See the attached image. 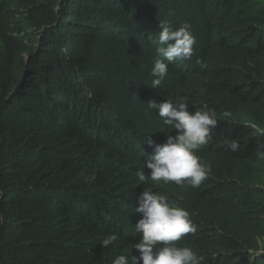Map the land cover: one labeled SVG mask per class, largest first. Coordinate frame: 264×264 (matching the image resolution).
Returning <instances> with one entry per match:
<instances>
[{
    "label": "trees",
    "instance_id": "1",
    "mask_svg": "<svg viewBox=\"0 0 264 264\" xmlns=\"http://www.w3.org/2000/svg\"><path fill=\"white\" fill-rule=\"evenodd\" d=\"M161 21L196 43L154 89ZM150 100L216 112L198 188L151 180L176 130ZM262 153L264 0H0V264H131L144 190L190 213L200 264H264Z\"/></svg>",
    "mask_w": 264,
    "mask_h": 264
},
{
    "label": "clouds",
    "instance_id": "2",
    "mask_svg": "<svg viewBox=\"0 0 264 264\" xmlns=\"http://www.w3.org/2000/svg\"><path fill=\"white\" fill-rule=\"evenodd\" d=\"M159 28L158 41L163 47L156 49L157 58L152 67V75L156 79L151 81L150 86L154 89L161 85L170 63L192 58L193 46L196 43L188 22L173 29L161 21ZM148 107L157 110L164 124L171 125L176 130L175 136L167 135L166 142L162 144L155 143L150 137L147 139L149 146L153 147V154L147 161L151 180L174 182L177 185L187 181L192 187L198 188L208 178L211 168L201 162L196 151L211 139L212 130L218 124L216 112L206 106L190 112L187 101L150 100ZM230 115L229 111L224 110L221 118ZM225 144L231 151L239 148L236 140H225ZM137 175L139 181L146 180V175L141 169ZM92 179H95V176ZM134 211L142 214L134 226L135 233H141V238L132 246L139 251L140 256H131V264H139V261H142V264H200L203 257L198 256L192 248L178 247L175 244L184 236L196 232L190 213L186 209L170 205L165 195L144 190ZM115 240L116 235L112 234L101 241L103 246L108 247ZM113 264H129V260L127 256L119 255Z\"/></svg>",
    "mask_w": 264,
    "mask_h": 264
}]
</instances>
